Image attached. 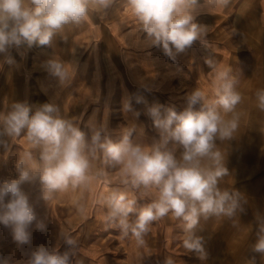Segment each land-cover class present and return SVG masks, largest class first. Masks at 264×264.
<instances>
[{
    "label": "clouds",
    "instance_id": "1",
    "mask_svg": "<svg viewBox=\"0 0 264 264\" xmlns=\"http://www.w3.org/2000/svg\"><path fill=\"white\" fill-rule=\"evenodd\" d=\"M230 0H203L204 4L227 6ZM122 3L138 21V31L150 46L159 47L175 60L177 54L204 43L206 26L196 22L200 0H0V66L12 62L13 47L26 44L50 46L68 25L78 26L90 10L105 12ZM211 66V61L205 59ZM50 73L62 84L72 78L70 65L59 59L47 61ZM212 97L195 88L187 94L183 111L152 106L148 114L160 139L151 145L130 139V133L113 140L104 131L91 127L86 136L78 124L65 119L56 105L45 103L32 112L25 102H11L0 110V147L22 134L38 150L25 152L16 164L18 178L0 181V224L11 229L18 244L30 240V226L37 221L33 205L22 185L38 180L41 198L51 200L56 193L86 183L91 157L102 152L108 167L117 169L125 189L140 193L148 202L137 208V198H129L125 189L112 188L101 203L107 219L125 236L131 234L138 246L153 222L171 215L182 223L183 246L203 259L204 237L198 234L202 220H234L247 203L245 194L233 188L221 189L220 181L229 175L226 156L218 143L232 141L239 128L242 101L237 79L231 70L214 68ZM257 107L264 111V89L256 92ZM139 102V101H138ZM200 104L199 110L195 105ZM130 109V104H125ZM38 160L33 166L32 161ZM134 214V218H133ZM256 242L252 251L264 257V216L256 217ZM63 254L58 249L40 246L27 264H73L76 242L71 237ZM0 264H9L0 258ZM165 264H174L169 258ZM253 264V261H251Z\"/></svg>",
    "mask_w": 264,
    "mask_h": 264
},
{
    "label": "rangeland",
    "instance_id": "2",
    "mask_svg": "<svg viewBox=\"0 0 264 264\" xmlns=\"http://www.w3.org/2000/svg\"><path fill=\"white\" fill-rule=\"evenodd\" d=\"M127 11L123 5H115L106 12L90 10L84 22L78 26H66L50 46L28 47L24 44L13 47L10 51L12 62H3L0 66V110L11 102H25L34 112L41 105L51 103L65 119L78 124L86 136L91 135L92 127L101 129L114 141L130 133L133 141L147 145L157 142L160 136L148 109L159 106L162 112L167 108L180 112L187 105L173 103L172 106L165 95L158 96L134 84L131 75L121 66L128 50L113 37L100 36L89 41L80 34L89 19L96 23L95 26H101L105 33L108 22ZM233 17L212 25V35L228 50L219 65L231 70L230 74L237 79L236 89L242 96L237 106L240 123L235 139L218 143L230 172L222 178L220 187L239 190L247 197V203L234 220L210 218L201 221L197 231L204 237L205 257L201 259L184 248L182 223L171 215L151 224L143 246H138L131 234L123 235L110 223L101 200L112 188L125 189V186L121 183L119 171L108 167L103 153L97 152L91 157L90 179L75 188L69 186L76 191V199L64 200L60 205L46 202L45 229L36 230L26 244L0 247V258L9 264H27L31 253L40 246L50 250L56 248L63 254L69 248L64 239L71 237L76 242L73 264H165L169 258L174 264H251V261L264 264V257L252 251L257 238L256 217L264 216V111L257 107L256 101L257 90L264 89V24L260 22L255 3L252 16L249 10H238ZM104 57L112 62L109 65L114 70L121 68L122 90L119 91L120 83L115 76L106 80L100 74L106 72ZM51 59L69 64L71 70L74 62L86 63L90 70L92 67V72V59L96 60L101 68L100 73L93 76L96 87L87 89L85 96L77 94L69 87L70 81L62 84L50 73L47 61ZM140 67L142 74L147 64L143 62ZM74 80L72 75L71 81ZM56 81L62 84L59 88ZM105 82L108 89H105ZM87 96L92 97L87 103L82 102ZM119 96L122 107L117 104ZM160 101L162 103H158ZM125 102L130 104V109H125ZM200 107V104L195 105V110ZM105 117L107 119L103 120ZM21 139L22 143L17 138L9 139L7 148L0 147V151H4L1 153L0 181L18 178L14 165L6 163L7 156L17 153L23 157L25 152L31 151L38 157V150L32 148L23 134ZM125 190L129 198H137V208L148 202L146 198L140 199L139 192L130 188Z\"/></svg>",
    "mask_w": 264,
    "mask_h": 264
},
{
    "label": "crops",
    "instance_id": "3",
    "mask_svg": "<svg viewBox=\"0 0 264 264\" xmlns=\"http://www.w3.org/2000/svg\"><path fill=\"white\" fill-rule=\"evenodd\" d=\"M254 3L258 5L260 22L264 24V0H230L229 4L224 7L204 4L203 0H200V4L194 14L196 22L206 26V31L203 36L204 43L201 44L198 40L194 41L192 46L187 48L184 52L177 54L175 60L164 55L161 48L150 46L147 43L145 34L137 30L138 21L132 16L129 9L126 14L108 22L105 33L100 25V27L95 26L96 23L89 19L86 21L87 23L84 24V28L80 34L85 40L87 39L89 41L97 40L100 36H106V38L109 36L113 37L128 50V55H123L121 66L122 70H127L128 74L131 75V80L134 84L140 85L156 93L158 96L165 95L172 106L174 105L173 103L187 105L186 96L195 88L204 90L208 93L209 98H211L214 80L213 69H223L222 65H219V63L224 56L226 57V51L228 50L220 40L215 39L214 35H212L214 34V32H212L214 31L212 25L220 24L221 21L226 19H233V16L238 10H244L245 12L249 10L250 16H252ZM116 5L123 4L117 3ZM214 57H216V60ZM205 59L212 62L211 66L205 63ZM103 61L105 62L104 66L106 68V72L103 73H100L101 68L96 60L94 61L92 59L91 63V66L94 65V72H92V67L91 70L89 66L87 67L86 63L81 64L79 62H74L72 65V73L75 80H70L69 82L71 90L76 91L77 94L80 93L81 96L82 94L85 96L87 89L96 87V83L93 82V76L94 74L98 75V72L102 74V76L104 75L106 80L112 79L113 76H115L116 79H118V83H120L119 91L122 90L121 68L117 67L114 70V68L109 65L112 62L108 60V57H104ZM143 62L147 64V69L141 74L140 65ZM55 84L57 88L62 85L57 81ZM104 84L105 89H108L109 86L106 85V82ZM91 97L92 96L85 97L82 99V102L87 103ZM122 103V98L119 96L117 98L118 106L122 107ZM125 103L129 104L127 102ZM158 103H162V101ZM105 119H107V117L103 120ZM88 120L91 121L92 116ZM20 140L22 141L21 136L17 138L19 143L21 142ZM2 152L4 151H0V164L3 159V156H1ZM21 157L22 156L17 153L12 157L7 156L6 163H9L11 166L14 165L13 170L16 171V164ZM33 162L34 161H32V163ZM35 164L34 162L33 166H35ZM16 174L18 175L17 171ZM21 187L28 195L29 202L34 207L37 221L43 222L44 205L46 202L60 205L64 200L70 201L76 199V191L71 189V187L56 193L49 201H45L41 198V187L38 180L26 182ZM36 230H38V228L36 227V222H34L29 228L30 236ZM16 244L18 243L13 239L11 229L0 224V247ZM88 253L86 255H89Z\"/></svg>",
    "mask_w": 264,
    "mask_h": 264
}]
</instances>
